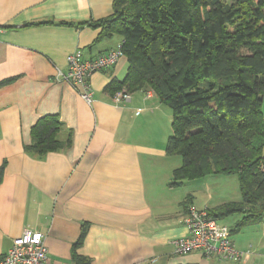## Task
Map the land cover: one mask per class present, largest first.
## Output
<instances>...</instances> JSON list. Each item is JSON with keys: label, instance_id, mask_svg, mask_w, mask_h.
<instances>
[{"label": "crops", "instance_id": "1", "mask_svg": "<svg viewBox=\"0 0 264 264\" xmlns=\"http://www.w3.org/2000/svg\"><path fill=\"white\" fill-rule=\"evenodd\" d=\"M113 11L114 0H0V259L29 228L44 234L46 264H76V255L90 264H256L248 247L239 261L175 252L191 205L229 201L211 203L210 175L196 178L205 198L196 179L173 183L182 156L166 150L172 110L154 91L113 101L108 86L124 79L125 56L86 77L91 103L81 84L60 79L70 53L92 58L122 43L90 25ZM49 114L69 143L40 154L32 128Z\"/></svg>", "mask_w": 264, "mask_h": 264}, {"label": "trees", "instance_id": "2", "mask_svg": "<svg viewBox=\"0 0 264 264\" xmlns=\"http://www.w3.org/2000/svg\"><path fill=\"white\" fill-rule=\"evenodd\" d=\"M90 25L123 39L128 70L108 89L152 90L171 108L166 150L182 156L173 183L236 174L242 199L210 213L241 212L238 227L263 217L264 0H114L113 14ZM61 126L57 115L40 118L30 148L62 150Z\"/></svg>", "mask_w": 264, "mask_h": 264}, {"label": "built area", "instance_id": "3", "mask_svg": "<svg viewBox=\"0 0 264 264\" xmlns=\"http://www.w3.org/2000/svg\"><path fill=\"white\" fill-rule=\"evenodd\" d=\"M122 55L121 43L116 48L92 58H84L83 50L78 49L68 55V70L60 73L59 77L72 85L81 84L84 87L81 91L82 97L91 103L93 93L86 77L114 65ZM130 98L131 93L125 87L112 94L116 103L128 101ZM184 221L187 234L173 240L176 253L196 251L208 257L218 256L220 259L233 261L242 258L244 251L236 247L229 226L220 223L207 206L198 208L191 205ZM47 260L48 248L43 232L26 228L21 235L14 238L12 246L0 259V264H46Z\"/></svg>", "mask_w": 264, "mask_h": 264}, {"label": "rangeland", "instance_id": "4", "mask_svg": "<svg viewBox=\"0 0 264 264\" xmlns=\"http://www.w3.org/2000/svg\"><path fill=\"white\" fill-rule=\"evenodd\" d=\"M262 108L264 112V101ZM213 176L214 175H210L207 177L210 180H215L214 186L212 185L214 191V200L211 203L217 205L219 201L223 200L230 202L240 201L242 199L239 179L236 174L218 175L220 177H217V175L214 177ZM193 182V186L195 185L194 188H198L200 191V198H205L203 179H196ZM243 217V213L233 212L228 215L219 216L218 220L220 223L226 224L230 227L232 230L231 238L233 239L237 248H250V256L253 258V260H256L255 263L264 264V216L238 227V223Z\"/></svg>", "mask_w": 264, "mask_h": 264}]
</instances>
